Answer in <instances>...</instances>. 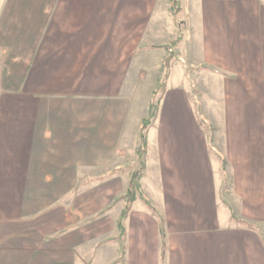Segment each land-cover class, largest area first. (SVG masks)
<instances>
[{
  "label": "crops",
  "instance_id": "obj_1",
  "mask_svg": "<svg viewBox=\"0 0 264 264\" xmlns=\"http://www.w3.org/2000/svg\"><path fill=\"white\" fill-rule=\"evenodd\" d=\"M0 264H264V0H0Z\"/></svg>",
  "mask_w": 264,
  "mask_h": 264
},
{
  "label": "rangeland",
  "instance_id": "obj_2",
  "mask_svg": "<svg viewBox=\"0 0 264 264\" xmlns=\"http://www.w3.org/2000/svg\"><path fill=\"white\" fill-rule=\"evenodd\" d=\"M185 37H186V33H185ZM170 58L171 57H169V59L167 60L168 66L169 65L171 66V63H170L171 59ZM178 58L180 60L179 66H181L183 68V75L184 76L182 75V70L180 71L178 69V72L180 73L182 78L184 77L187 80V83L182 84V86H180V89H182L183 93L188 94L189 98L193 99V101H194L193 103L195 104V106L199 112L200 111H202V112L207 111L208 107H207V103L205 100L206 96L204 95L206 88L202 87V86L198 87L197 81L193 80V77H192L193 72L191 69V67H192L191 66L192 65L191 55L188 54L187 52H180V53H178ZM176 71H177V69H176ZM162 73H163V70L160 71V74H162ZM138 89L141 90V95H142V101H141L142 102L141 103L142 112H143V114L147 113L149 115L147 117V119L143 122V125L145 126L147 121L151 120L150 117H151V114L153 112V109L156 108V113L159 112L161 98L164 95V92H162L160 86H157V87L145 86L143 88H138ZM198 100H200V104L197 103ZM205 125L206 124L201 122V126H203L205 129V132H207V126L205 127ZM144 126H143V128H144ZM142 131H143V129H142ZM139 146H140V141H139ZM138 165H139V162H138ZM138 165H137V167H138ZM137 167H136V169H137ZM95 226H96L95 223H93L92 225L89 224V227L92 228L91 230H93L91 233L95 232L94 231ZM100 226H102L101 223H100ZM108 226L110 228L111 225L110 224L105 225L103 228L108 227Z\"/></svg>",
  "mask_w": 264,
  "mask_h": 264
},
{
  "label": "trees",
  "instance_id": "obj_3",
  "mask_svg": "<svg viewBox=\"0 0 264 264\" xmlns=\"http://www.w3.org/2000/svg\"><path fill=\"white\" fill-rule=\"evenodd\" d=\"M169 74V66L168 64L166 65L165 68V73H164V78L163 81L160 85L162 92H165L166 90V80ZM157 114L156 113V108L153 109V112L151 114V120L147 121V123L145 124L143 131L141 133V137H140V146H139V165L136 169L135 175L133 176V179L131 181V188L129 190L128 195L132 196L134 195V193L136 192V190L138 189V179L140 177V175L143 172L144 169V164H145V150H146V145H147V132L150 129V127L154 124L156 118H157Z\"/></svg>",
  "mask_w": 264,
  "mask_h": 264
}]
</instances>
